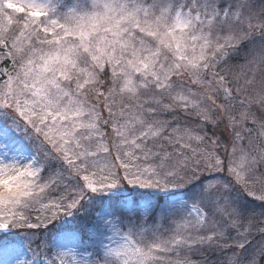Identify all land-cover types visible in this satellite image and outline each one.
Listing matches in <instances>:
<instances>
[{
	"label": "snow or ice",
	"instance_id": "snow-or-ice-1",
	"mask_svg": "<svg viewBox=\"0 0 264 264\" xmlns=\"http://www.w3.org/2000/svg\"><path fill=\"white\" fill-rule=\"evenodd\" d=\"M0 264H264V0H0Z\"/></svg>",
	"mask_w": 264,
	"mask_h": 264
},
{
	"label": "rangeland",
	"instance_id": "rangeland-1",
	"mask_svg": "<svg viewBox=\"0 0 264 264\" xmlns=\"http://www.w3.org/2000/svg\"><path fill=\"white\" fill-rule=\"evenodd\" d=\"M257 80H259V77H257ZM219 102V101H218ZM222 102V101H221ZM37 207H39V205L37 206ZM190 211H193V215H195V212H194V210L192 209V208H190L189 209ZM32 215H33V217H35V215H37V212L36 211H33L32 212ZM35 222V221H34Z\"/></svg>",
	"mask_w": 264,
	"mask_h": 264
},
{
	"label": "trees",
	"instance_id": "trees-1",
	"mask_svg": "<svg viewBox=\"0 0 264 264\" xmlns=\"http://www.w3.org/2000/svg\"><path fill=\"white\" fill-rule=\"evenodd\" d=\"M237 63H243V61H237ZM219 102H221V101H219ZM249 199H250V198H249ZM192 259H194V260H198V259H200V257L194 256V257H192Z\"/></svg>",
	"mask_w": 264,
	"mask_h": 264
}]
</instances>
